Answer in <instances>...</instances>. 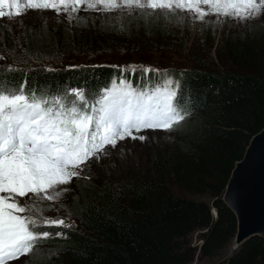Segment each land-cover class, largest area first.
I'll return each instance as SVG.
<instances>
[{
    "label": "trees",
    "instance_id": "obj_1",
    "mask_svg": "<svg viewBox=\"0 0 264 264\" xmlns=\"http://www.w3.org/2000/svg\"><path fill=\"white\" fill-rule=\"evenodd\" d=\"M168 16L141 5L85 7L70 22L52 18L45 32L30 27L34 37L17 44L22 58L14 45L8 47L10 31L0 34V89L91 117L81 135L85 148L94 141L100 101L111 87L130 84L134 97L157 88L168 96L163 102L171 117V145L153 150L141 169L116 179L84 174L54 196L63 223L34 229L25 243V264H191L232 246L236 222L221 198L250 138L264 127V21L240 29L223 21L216 35L213 21L205 20L194 36ZM193 40L196 54L188 52ZM125 55L130 65L175 57L185 68L136 74L113 65L114 56ZM77 59L84 62L68 64ZM93 59L103 61L88 63ZM53 60L58 67L33 64ZM195 233L197 246L191 243ZM215 264H264V238L244 241Z\"/></svg>",
    "mask_w": 264,
    "mask_h": 264
},
{
    "label": "rangeland",
    "instance_id": "obj_2",
    "mask_svg": "<svg viewBox=\"0 0 264 264\" xmlns=\"http://www.w3.org/2000/svg\"><path fill=\"white\" fill-rule=\"evenodd\" d=\"M140 5L146 7L148 11L169 15L167 20L176 22L177 27H180V23L186 24L183 27L188 28L194 36H196L195 28L205 20L213 21L216 35L220 33V26L225 24L223 21L231 23L232 27L236 26L234 28L238 29L246 24L264 21V0H0V34L3 31H10L12 42L8 47L14 45V50L22 58L23 52H19L17 44L24 37L25 39L34 37L29 36L28 33L30 31L32 34L33 28L30 27L34 25L35 29L41 26L42 31L45 32L44 26L52 24L50 21L52 18L68 17L65 22H70L71 18L85 7L91 9L98 6L110 11ZM79 6L84 7L73 10ZM59 15L64 16L58 17ZM41 38L42 36L38 37ZM193 41L194 43L188 46L190 48L188 52L196 54V51H192L195 47V40ZM0 51L2 54L5 53V50L0 49ZM216 53V50L214 52L212 50V58L216 57ZM11 55L16 58L13 53ZM121 58L114 56L112 61L117 62L113 65L124 71L131 68L129 72L141 75L147 72L156 74V69L160 71V67L185 68V65L180 63V58L175 57H159L154 60L158 65L154 63L130 65L128 64L132 59L130 55ZM102 61V59L98 61L93 59L88 63L98 64ZM74 62H84V60H71L68 64L72 65ZM37 63L38 61L33 62L41 66L46 63L52 67L59 66L57 60ZM27 64L31 65L32 62L29 61ZM114 92L115 89L111 88L101 105V115L98 118L100 128L94 130L92 136L99 142L92 147L91 156L84 155L79 145L71 144L69 147L68 145L55 147L60 158L53 166L23 150L10 151L0 159V264H25L26 260L23 257L24 251L27 250L25 243L32 238L34 229H38L40 225L55 229L63 223L59 221L64 219L58 215L60 213L56 211L57 205L53 204V198L63 187L68 186L71 180L84 174L100 179L106 177L116 179L128 172L134 173L135 170L142 168L153 150L171 145L173 137L167 130L171 121L170 112L162 114L159 109L145 108L142 101L132 100L131 90H123L120 94ZM14 96L15 92L5 88L0 89V124L11 116L12 108L16 111V105L25 102V98ZM50 114L55 116V113ZM14 115L21 116V113L17 110ZM28 118L34 120L31 115ZM89 122L91 119L87 118L83 122L74 123L73 127L69 126L68 130L70 132H73L71 129L76 128L85 130ZM47 129L50 132H60L67 140V136L61 130L52 127ZM196 199L209 204L206 197L199 196ZM32 216L37 223L28 219ZM8 221L13 222L16 228V237H13L15 241L10 239L11 226ZM15 242L24 243L22 251L18 254ZM191 243L196 246L200 243L196 233L191 235ZM231 248V246L227 247L216 258L200 261L194 259L191 264H215L223 257L230 256Z\"/></svg>",
    "mask_w": 264,
    "mask_h": 264
},
{
    "label": "water",
    "instance_id": "obj_3",
    "mask_svg": "<svg viewBox=\"0 0 264 264\" xmlns=\"http://www.w3.org/2000/svg\"><path fill=\"white\" fill-rule=\"evenodd\" d=\"M221 200L236 222L232 251L252 237L264 238V127L250 138Z\"/></svg>",
    "mask_w": 264,
    "mask_h": 264
}]
</instances>
